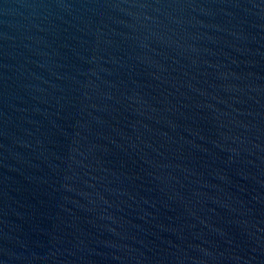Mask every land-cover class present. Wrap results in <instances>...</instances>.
<instances>
[{
    "label": "water",
    "instance_id": "water-1",
    "mask_svg": "<svg viewBox=\"0 0 264 264\" xmlns=\"http://www.w3.org/2000/svg\"><path fill=\"white\" fill-rule=\"evenodd\" d=\"M0 264H264V0H0Z\"/></svg>",
    "mask_w": 264,
    "mask_h": 264
}]
</instances>
